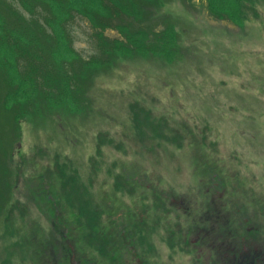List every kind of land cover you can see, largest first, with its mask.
I'll use <instances>...</instances> for the list:
<instances>
[{
    "label": "rangeland",
    "instance_id": "1",
    "mask_svg": "<svg viewBox=\"0 0 264 264\" xmlns=\"http://www.w3.org/2000/svg\"><path fill=\"white\" fill-rule=\"evenodd\" d=\"M136 1L138 17L117 12L133 51L102 50L132 48L116 29L72 24L79 108L39 94L17 137L0 97V264H241L234 247L264 250V0L241 24L207 0Z\"/></svg>",
    "mask_w": 264,
    "mask_h": 264
},
{
    "label": "trees",
    "instance_id": "2",
    "mask_svg": "<svg viewBox=\"0 0 264 264\" xmlns=\"http://www.w3.org/2000/svg\"><path fill=\"white\" fill-rule=\"evenodd\" d=\"M253 1L207 0V9L215 17L231 18L241 24L238 15L249 6L254 10L256 5ZM18 2L25 11H20L10 0H0V89H3L0 97L3 105L7 107L4 111L12 115L13 121H10L9 125L17 137L20 135L23 118L34 109L33 103L39 94L44 93L49 98L53 97L56 101L79 108L76 93L79 84L77 76L82 73V67L78 65L81 57L73 47L74 37L71 31L77 17L89 18L103 31L106 28L116 29L132 42V48L127 42L117 46L114 40L106 44L100 42L102 50H106V45L109 44L123 48V51L124 48L125 51L129 49L133 51L138 48L136 41L140 38L136 37L139 34L131 36L126 29L129 26L125 25L122 16L117 12L118 8L128 9L132 18L142 13L140 3L136 0H104V4L99 0L101 9L97 8L91 12L85 11L74 0H18ZM134 32L132 30V35ZM140 33L141 36L145 34L147 37L145 29ZM156 35L165 45L170 44V37H176L174 29H170V33L161 31ZM141 45L146 49L143 40ZM156 50L162 52L164 48H155L154 51ZM114 52H111L113 53L111 56H115ZM111 56L109 61L114 58ZM106 63L109 62L104 60L103 64Z\"/></svg>",
    "mask_w": 264,
    "mask_h": 264
},
{
    "label": "flooded vegetation",
    "instance_id": "3",
    "mask_svg": "<svg viewBox=\"0 0 264 264\" xmlns=\"http://www.w3.org/2000/svg\"><path fill=\"white\" fill-rule=\"evenodd\" d=\"M237 250L238 256L237 260L241 262V264H264L260 263L259 260L262 259V255L264 254V250L259 249L254 246L250 247H234ZM240 249V250H238ZM249 260V262H248Z\"/></svg>",
    "mask_w": 264,
    "mask_h": 264
}]
</instances>
